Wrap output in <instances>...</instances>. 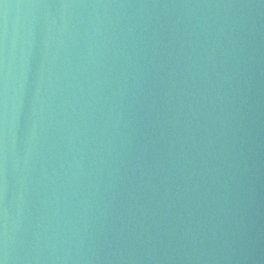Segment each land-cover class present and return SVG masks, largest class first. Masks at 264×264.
<instances>
[{"label": "water", "instance_id": "water-1", "mask_svg": "<svg viewBox=\"0 0 264 264\" xmlns=\"http://www.w3.org/2000/svg\"><path fill=\"white\" fill-rule=\"evenodd\" d=\"M0 264H264V0H0Z\"/></svg>", "mask_w": 264, "mask_h": 264}]
</instances>
